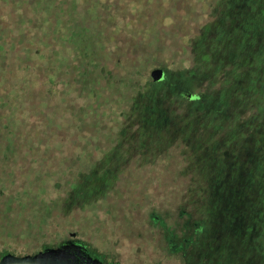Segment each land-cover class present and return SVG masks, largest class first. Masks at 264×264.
Instances as JSON below:
<instances>
[{"label":"rangeland","instance_id":"rangeland-1","mask_svg":"<svg viewBox=\"0 0 264 264\" xmlns=\"http://www.w3.org/2000/svg\"><path fill=\"white\" fill-rule=\"evenodd\" d=\"M43 1L51 11L39 19L31 0H0L20 60L65 64L54 97L41 98L60 106L55 117L47 108L26 114V91L22 104L0 103V254H33L77 233L123 264H264V215L240 244L224 192L234 129L264 109L263 92L258 102L256 90L236 86L242 57L253 65L260 37L264 48V16L249 0ZM32 20L44 44L23 35L21 22ZM55 30L68 47L53 42ZM83 62L88 92L79 88ZM157 69L164 78L155 82ZM3 86L1 95L15 96ZM255 171L245 177L264 201V169Z\"/></svg>","mask_w":264,"mask_h":264},{"label":"trees","instance_id":"trees-1","mask_svg":"<svg viewBox=\"0 0 264 264\" xmlns=\"http://www.w3.org/2000/svg\"><path fill=\"white\" fill-rule=\"evenodd\" d=\"M249 1L251 2L252 6V15H257L259 17L262 15L264 16V0ZM73 3L74 0H69V2L68 0H65L63 6L68 7ZM31 4L35 5L37 8L35 13L38 14L37 18L39 19L42 17V14L49 13L51 11L48 9V6L43 0H31ZM235 4L238 3L235 2ZM96 10L97 8L95 9V13L97 12ZM263 16L261 18H263ZM2 23L3 19L0 21V103L15 104V102H17V104H22V94L24 91H26L28 96H30L31 102L30 107L27 104L26 114L30 113L29 109L32 113L43 114V108H47L48 110L50 109V111H52V115L55 117V111L59 112L60 106L54 104L47 105L46 102L41 98H49L48 101H51V99L54 97L53 95L56 94L54 87L59 84L61 75L60 70L65 66V64L63 65L59 58H48L46 61H38L34 57L26 56L29 60L26 58L25 60H20V57H18V54L20 53V44H13L11 39L8 37L5 38V36H8V30L5 26H2ZM21 23L25 25L22 29L23 35H33L35 40L44 44L43 38H40L41 31L38 28L41 23H38L37 25L35 24L36 22H34V20L31 22L22 21ZM236 24H238V39L242 41L246 36L244 30L245 26L239 21ZM63 35L64 34H62L60 31L55 30L53 34V39L55 40L53 42L55 44H60L63 41L68 47L69 44L66 42V39L68 38L64 39ZM255 36H257V34L254 35V37ZM30 45L34 44L32 43ZM30 52H32V50H30ZM36 53L39 54L40 51L38 50ZM252 53H255L257 56L256 60L253 62V65L251 62L245 59L246 56L242 57L244 59H241V62H239V65L243 66L244 69L239 73V80L236 82V86L238 89L248 87L253 95L255 94L256 90V92L260 94V98L259 95L256 97V99H258L257 101L259 102V100L262 99L261 92H263L262 94L264 99V48L261 45V37L260 42L254 43V51ZM79 61H82V58ZM85 64L86 63L83 62L82 66L77 67L76 70L77 73L80 74L78 76V81L80 83L79 88L81 90L84 88V91L88 92L91 85L85 83L86 78L88 77L87 67ZM22 72L25 73L24 77ZM7 74L16 80L15 84H5L3 82V78ZM44 79L45 85L49 87L45 92L46 94L42 90L44 88H41V83ZM3 85H7L6 87L10 88V90L7 89V91L10 94L14 93L15 96L10 98L9 94L1 95L2 88L4 87ZM29 85L31 87H29ZM13 87L17 88V90H15ZM3 90L6 91V88ZM97 91L99 93L100 90L98 89ZM40 101L42 104H40ZM252 102L254 104L253 100ZM258 111V118L254 117L253 119L252 117L250 119L238 122V127H236V130L234 129L236 132L234 142H232L228 147V158L226 164L228 184L224 188V192H226V216L229 220L230 230L232 231V234L236 235L235 239L240 242V244L247 239L248 229H250L251 226H253V224L264 215V213H261L257 208L259 206L264 207V201L260 200L263 190L261 188H256L254 189V193L251 190L250 178L245 177L246 172L256 173L255 168L257 167H262L264 169V145L261 143L262 139L264 138V128H262V125H264V109ZM89 114H92L91 110L89 111ZM47 116L52 118L50 115ZM252 119L254 121H252ZM247 121L248 123H246ZM22 129L23 126L18 125L16 133H20V130ZM243 129L247 130L248 134L241 135L243 141L240 142L237 134ZM24 133L28 137L30 136L29 121L26 123V129L24 130ZM41 137L42 136L39 134L36 135V138L40 139V143L46 144V141L49 140V138L44 135L42 138ZM29 140L31 143V140L33 139L29 138ZM9 144L12 148H14L12 140L9 141ZM27 149L29 151L35 150L31 144L30 146L27 145ZM257 151H261L263 154L253 153ZM248 158H250V160ZM229 181H232V183ZM245 206H250L247 208L248 212L244 210V208L246 209Z\"/></svg>","mask_w":264,"mask_h":264},{"label":"flooded vegetation","instance_id":"flooded-vegetation-1","mask_svg":"<svg viewBox=\"0 0 264 264\" xmlns=\"http://www.w3.org/2000/svg\"><path fill=\"white\" fill-rule=\"evenodd\" d=\"M7 255L15 257L31 256L38 261L24 262L18 264H123L119 257L113 254L101 256L96 251L83 245L78 239L77 233H71L70 239L63 242L58 247H44L33 254H15L13 252H5L0 254V264ZM108 258V259H107ZM135 264H143L142 261H137ZM235 264H243L236 262Z\"/></svg>","mask_w":264,"mask_h":264},{"label":"water","instance_id":"water-1","mask_svg":"<svg viewBox=\"0 0 264 264\" xmlns=\"http://www.w3.org/2000/svg\"><path fill=\"white\" fill-rule=\"evenodd\" d=\"M152 78L155 82L161 81L164 78V71L162 69H157L152 72ZM32 261H38L34 259L31 256L27 257H15L13 255H7L2 264H18V263H24V262H32Z\"/></svg>","mask_w":264,"mask_h":264}]
</instances>
